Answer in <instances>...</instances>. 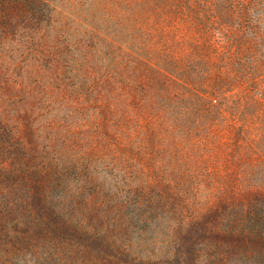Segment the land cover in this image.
<instances>
[{
    "label": "rangeland",
    "instance_id": "374dc122",
    "mask_svg": "<svg viewBox=\"0 0 264 264\" xmlns=\"http://www.w3.org/2000/svg\"><path fill=\"white\" fill-rule=\"evenodd\" d=\"M0 264H264V0H0Z\"/></svg>",
    "mask_w": 264,
    "mask_h": 264
}]
</instances>
